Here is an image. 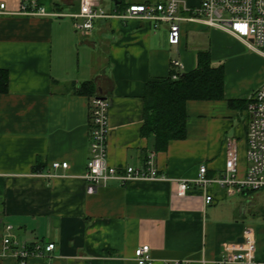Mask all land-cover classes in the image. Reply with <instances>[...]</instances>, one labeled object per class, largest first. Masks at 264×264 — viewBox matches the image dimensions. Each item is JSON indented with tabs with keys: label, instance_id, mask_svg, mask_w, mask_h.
I'll use <instances>...</instances> for the list:
<instances>
[{
	"label": "crops",
	"instance_id": "crops-1",
	"mask_svg": "<svg viewBox=\"0 0 264 264\" xmlns=\"http://www.w3.org/2000/svg\"><path fill=\"white\" fill-rule=\"evenodd\" d=\"M36 1L51 14H22L24 0H0L8 11L0 13V69L9 73L8 91L0 93V264H17L3 248L8 224L19 246L55 242L52 264H138L135 251L145 244L158 260L222 264L224 244L238 242L247 226L224 188L209 186L214 200L207 203L194 184L179 195L178 180L195 179L201 164L208 176H218L227 137L238 141L245 176L248 98L264 85V56L235 34L199 21L181 23L178 45L170 44L166 23L155 28L141 19L100 18L92 32L81 33L72 17L56 15L78 12L80 0ZM107 1L103 7L113 11L156 0H110L106 7ZM200 2L182 0V10ZM200 50L224 66L225 96L188 101L186 137L156 151L154 136L142 132L146 86L171 76L174 58L182 72L196 68ZM89 81L95 92L80 93ZM95 95L110 100L109 163L141 167L152 154L168 179L114 180L87 192ZM56 161L69 166L55 169ZM256 243L263 260L257 233ZM46 261L32 257L28 264Z\"/></svg>",
	"mask_w": 264,
	"mask_h": 264
},
{
	"label": "built area",
	"instance_id": "built-area-1",
	"mask_svg": "<svg viewBox=\"0 0 264 264\" xmlns=\"http://www.w3.org/2000/svg\"><path fill=\"white\" fill-rule=\"evenodd\" d=\"M188 13L182 10V0H156L141 3H131L123 9L106 10L102 0H80L78 12L72 14L58 13L57 16L72 17L74 26L81 33H90L95 21L100 18L141 19L148 21L155 28L162 23L168 25L170 44L178 45L181 41V23L183 21H199L208 26L227 30L244 40L246 46L264 56V0H201L198 6L189 8ZM0 13H8L6 4H0ZM21 13L28 15H49L45 8L36 0H24ZM174 68L173 79L180 77L183 63L174 58L171 61ZM110 100L101 95H95L91 102L90 156L84 178L88 181L87 192L92 194L101 186L111 181L125 184L134 180H164L168 179L160 173L150 154L141 167L128 165L118 168L108 160V135ZM248 166L243 178L239 176V153L236 138L225 140V168L216 177L208 176V167L201 164L197 177L193 180H178V194L185 195L191 185L201 187L206 192V202L214 200L208 192L211 185H218L229 195L243 193L245 190L258 191L264 189V85L254 89L248 98ZM68 162H53L52 167L67 168ZM12 225L6 226L3 236L4 251L17 260V264H28L32 257L44 258L47 264H52L55 242L47 244L36 242L32 245H18L17 239L11 233ZM243 242H227L224 244L222 264H264V259L256 257V233L251 227H246L242 233ZM138 264H190L188 259L158 260L151 254L148 244L139 246L135 251Z\"/></svg>",
	"mask_w": 264,
	"mask_h": 264
},
{
	"label": "trees",
	"instance_id": "trees-1",
	"mask_svg": "<svg viewBox=\"0 0 264 264\" xmlns=\"http://www.w3.org/2000/svg\"><path fill=\"white\" fill-rule=\"evenodd\" d=\"M197 66L180 77L172 75L151 81L145 92V123L143 135L154 136L156 151L165 150L170 141L184 139L187 135V103L190 100H221L225 90V68L212 64L210 52L200 50L197 55ZM9 88V73L0 69V93ZM80 93L92 94L95 85L92 81L84 83ZM235 104L234 100L230 101ZM245 190L243 193H253Z\"/></svg>",
	"mask_w": 264,
	"mask_h": 264
},
{
	"label": "rangeland",
	"instance_id": "rangeland-1",
	"mask_svg": "<svg viewBox=\"0 0 264 264\" xmlns=\"http://www.w3.org/2000/svg\"><path fill=\"white\" fill-rule=\"evenodd\" d=\"M112 2L107 1L106 7H111ZM226 140V139H225ZM225 144V142H224ZM242 156L239 154V169L242 166L246 168V164L242 163ZM239 176L243 175L239 173ZM228 202L236 212L238 217L247 227H253L259 237V243H264V189L253 193H236L228 196Z\"/></svg>",
	"mask_w": 264,
	"mask_h": 264
},
{
	"label": "water",
	"instance_id": "water-1",
	"mask_svg": "<svg viewBox=\"0 0 264 264\" xmlns=\"http://www.w3.org/2000/svg\"><path fill=\"white\" fill-rule=\"evenodd\" d=\"M243 241H244L243 236H240V237L238 238V242H243Z\"/></svg>",
	"mask_w": 264,
	"mask_h": 264
}]
</instances>
